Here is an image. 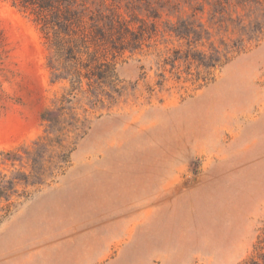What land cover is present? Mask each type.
Returning <instances> with one entry per match:
<instances>
[{
  "label": "rangeland",
  "instance_id": "rangeland-1",
  "mask_svg": "<svg viewBox=\"0 0 264 264\" xmlns=\"http://www.w3.org/2000/svg\"><path fill=\"white\" fill-rule=\"evenodd\" d=\"M170 2L155 19L135 10L148 30L141 49L114 53V101L102 109L75 104L87 127L63 172L0 199V264H246L256 257L264 235V36L205 67L185 58L187 39L169 30L189 7ZM196 18L216 46L236 37L212 27L206 12ZM208 44L195 48L207 52ZM47 56L33 16L0 0V153L44 135L42 112L69 86L52 81ZM1 159L8 175L14 168Z\"/></svg>",
  "mask_w": 264,
  "mask_h": 264
},
{
  "label": "trees",
  "instance_id": "trees-1",
  "mask_svg": "<svg viewBox=\"0 0 264 264\" xmlns=\"http://www.w3.org/2000/svg\"><path fill=\"white\" fill-rule=\"evenodd\" d=\"M12 1L27 10L39 25L45 37L52 81L66 80L69 86L42 112L44 135L30 146L0 153L1 163L14 168L8 175L0 169V199L5 201L16 194L17 185H42L63 172L74 140L81 137L87 127L86 116L78 115L75 104L84 99L89 108L102 109L114 101L119 94L114 53L141 49L148 24L135 10L155 19L160 10L171 3L170 0ZM182 1L190 13L177 18L169 30L187 39L189 49L185 58L191 56L205 67L226 62L232 48L239 47L244 39L257 40L264 36V0ZM120 7L129 18L119 11ZM205 12L212 27L236 35L232 43L221 39L220 46L214 44L209 27L196 18L197 13ZM133 21L140 22L137 29L132 26ZM149 26L150 32L155 31L153 21ZM192 43L194 46H190ZM198 43H209L208 51L196 49ZM87 110L83 108L84 114ZM16 164L19 168H15ZM255 249L258 250L256 257H251L246 264H264V235L258 239Z\"/></svg>",
  "mask_w": 264,
  "mask_h": 264
}]
</instances>
